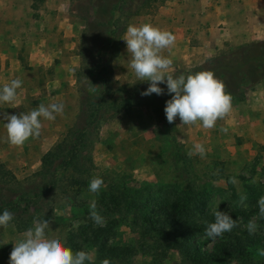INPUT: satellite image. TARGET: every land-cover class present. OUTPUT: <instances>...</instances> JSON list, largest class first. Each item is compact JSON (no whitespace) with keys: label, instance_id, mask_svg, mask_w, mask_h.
Listing matches in <instances>:
<instances>
[{"label":"rangeland","instance_id":"1","mask_svg":"<svg viewBox=\"0 0 264 264\" xmlns=\"http://www.w3.org/2000/svg\"><path fill=\"white\" fill-rule=\"evenodd\" d=\"M180 6L191 13L200 11L201 7H212L202 0H123L121 18L125 26L119 43L101 51L107 59L99 60L103 65L97 68V71L107 68L104 71L112 87L123 84L144 87L143 91L147 89L150 82L138 81L129 68L131 54L123 40L126 29L129 24L151 23L159 28L168 25ZM84 7L85 0H0V87L16 78L22 80L16 100L0 103V168L11 173L14 179L23 181L31 177L39 167L40 156L56 141L68 137V129L78 122L79 89L87 93L91 84L97 86L100 82L99 76L85 71L96 49L84 42V36L90 40L95 32L94 28L86 29L84 20L91 17L93 9ZM230 43V46H220L221 51L243 41ZM93 59L98 60V55ZM196 64L195 59L189 66L178 64L175 68L189 69ZM141 93L129 112L121 111L102 123L97 135L90 140L86 157L79 165L88 174L76 176L66 171L59 176L60 181L51 193L54 208L46 233L60 238L66 246L73 235L78 245L73 252L85 250L94 256L87 241L92 238L90 228L111 224L113 234L108 243L135 248L141 239L132 207L140 211L145 203L147 209L156 210L176 199L179 208L187 211L188 221L200 223L201 214L213 215L214 210H219L228 212L238 223V227L215 240L207 238L204 229L194 239L199 247H210L216 240L247 233L246 225L258 217L257 202L264 196V132L261 128L245 126L239 120L229 126L220 119L215 128L205 129L200 122L183 125L177 117L169 123L167 136L155 123L151 107L152 100L158 101L160 96L155 93L142 96ZM244 100H232V105ZM53 102L62 103L63 112L56 115L55 120L42 119L39 138H30L21 147L6 142V121L2 114H26L41 103ZM222 127L228 129L227 133L219 130ZM170 136L175 138V143L170 142ZM196 143L204 145V158L198 154L188 155L194 151ZM84 158H88V162ZM94 175L103 179L99 193L89 191ZM231 178H235L236 183L230 182ZM74 179L84 182L74 184ZM63 189L68 191V198L61 193ZM71 194L75 196L69 197ZM241 195L247 197L243 203ZM111 197L115 201H111ZM92 200L96 201L103 217L102 225L95 224L89 210H84L89 209ZM256 222L259 227L254 235L262 238L264 219L257 218ZM24 232H16L11 222L6 228L0 227V264H9L13 243L22 239ZM160 244L159 248H154L155 256H150L142 247L135 248L127 263L191 264L180 261L169 239H161ZM258 249L261 248L251 249V259L264 264ZM227 264H236V261L230 258Z\"/></svg>","mask_w":264,"mask_h":264},{"label":"trees","instance_id":"2","mask_svg":"<svg viewBox=\"0 0 264 264\" xmlns=\"http://www.w3.org/2000/svg\"><path fill=\"white\" fill-rule=\"evenodd\" d=\"M122 5L123 0H85L84 9H93L91 17H84L85 26L89 31L94 28L95 32L90 35V40L84 36V42L96 49L94 56L98 55V60L92 57L93 61L85 71L99 76L100 82L94 92L89 90L87 93H81V88L79 89L78 122L68 129V137L56 141L40 156L38 169L28 179H14L11 173L8 174L0 168V214L5 209L13 213L14 218L10 222L16 232L26 231L35 219L50 218L54 208L51 193L60 181L59 176L66 171L73 172L76 176L88 174V171H84L79 165L81 159L86 157L90 140L97 135L102 123L121 111L129 112L137 104L138 96L144 90V87L123 84L112 87V81L107 76V71H104L107 68L97 71L98 66L103 65L100 61L107 59L101 51L112 49L119 43V35L125 26L121 18ZM83 33L86 34L85 31ZM224 45L230 46L228 42H224ZM199 71H212L223 81L225 91L231 94L232 100L241 101L245 99L247 91L264 78V39L243 42L225 51L219 49L205 57L201 63L189 69L174 68L171 73L178 76ZM159 87L164 89V94L159 95L160 100H152L151 107L155 123L169 136V123L164 108L172 94L167 92L166 83L159 84ZM175 141V138L170 136V142L173 144ZM174 154L179 156V153ZM84 160L88 162V158ZM83 182L82 179H74L73 183L82 185ZM66 192L68 191L65 189L61 191L68 198ZM73 196L75 195H69ZM110 199L115 201V198ZM177 200L156 210L147 209L145 203L140 211L132 207V215L138 220L135 223L136 228L140 230L141 241L137 243L138 247L144 248L150 256H155L154 248H159L160 240L167 238L174 244L182 263L189 261L191 264H227L232 258L236 264H260L252 261L251 249L254 246L264 248V237L244 232L233 239L216 240L210 247H199L194 239L205 229L207 223L214 222V216L201 214L200 223L195 220L188 221L187 211L179 208ZM89 232L92 238L87 241L94 250V264H100L105 258L110 260V264H128L127 258H131L135 248H138L109 244V236L113 234L111 224L90 228ZM67 246L72 250L78 246L74 243L73 235L68 239Z\"/></svg>","mask_w":264,"mask_h":264},{"label":"clouds","instance_id":"3","mask_svg":"<svg viewBox=\"0 0 264 264\" xmlns=\"http://www.w3.org/2000/svg\"><path fill=\"white\" fill-rule=\"evenodd\" d=\"M123 40L126 42L127 52L131 54L129 68L134 72L138 81L150 82L148 88L141 93L142 96L164 94L159 84L166 83L167 92L171 99L166 101L164 112L168 123H173L179 117L183 125H195L200 122L205 129H213L216 122L225 118L232 110V96L225 91V84L219 80L212 71H199L178 76L169 72L173 61L162 55L163 50L174 45L176 37L168 30L161 29L151 23L139 25L129 24ZM22 85L19 78L11 80L0 87V103H12L17 98V89ZM90 91L96 86L91 84ZM62 103H41L28 113L2 114L6 121V142L11 146L21 147L30 138H39L42 129V119L52 121L56 115L63 112ZM227 133L228 129H219ZM194 151L189 156L198 154L201 158L206 155L203 144L196 143ZM236 183L235 178H231ZM103 179L93 176L89 182V191L99 193ZM247 197L240 196L243 203ZM258 217L264 219V196L258 199ZM90 218L97 225L104 223L103 217L97 210L95 200L89 205ZM214 222L207 223L205 236L215 240L224 233L231 232L238 223L225 211L214 210ZM13 213L5 209L0 214V227H7L13 220ZM254 218L246 225L250 235L255 234L259 225ZM49 227L48 220L35 219L33 226L23 233V238L13 243L9 256V264H94L92 254L85 250H73L66 246L58 237H50L46 233ZM258 255L264 257V248L258 249ZM100 264H110L105 258Z\"/></svg>","mask_w":264,"mask_h":264},{"label":"crops","instance_id":"4","mask_svg":"<svg viewBox=\"0 0 264 264\" xmlns=\"http://www.w3.org/2000/svg\"><path fill=\"white\" fill-rule=\"evenodd\" d=\"M202 1L212 7H201L200 11L191 13L180 6L168 25L160 27L176 37L174 45L162 52L173 61L169 72L178 64L189 66L195 59L200 63L218 51L224 42L264 39V0ZM223 119L229 126L239 120L245 126L255 125L264 132V78L247 91L243 102L232 105L231 112Z\"/></svg>","mask_w":264,"mask_h":264}]
</instances>
